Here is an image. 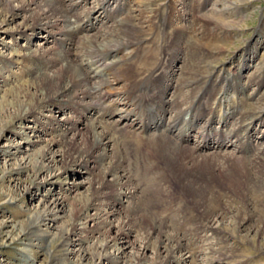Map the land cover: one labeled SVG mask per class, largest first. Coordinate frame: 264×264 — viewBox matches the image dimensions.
Masks as SVG:
<instances>
[{"label": "rangeland", "instance_id": "rangeland-1", "mask_svg": "<svg viewBox=\"0 0 264 264\" xmlns=\"http://www.w3.org/2000/svg\"><path fill=\"white\" fill-rule=\"evenodd\" d=\"M110 2L113 11L117 10L119 13L113 15L115 18L113 16L111 19L102 20L101 18L97 22V27L100 26L102 32L110 31V34H107L106 38L100 39L96 36L95 30H89L78 33V39L73 38V41L77 42L76 45L79 44V48L82 46V48L89 49L90 42L85 44L82 40L84 35H80L86 33L91 37L96 36L98 41L103 42L101 49L104 52L107 50L106 47L115 46V49H120L117 55L123 58L121 63L113 64L114 67L117 66V69L111 67L112 71L115 70V77L109 76V80L115 89L132 90V98L137 103V112L140 114L139 116L144 117V121L151 120L154 114L158 116L159 113L164 114L165 121L172 120L171 113L160 109V98L165 101L169 100L164 103V108L172 110L174 119L175 111L177 112L179 109L183 111L195 109V105L190 106L195 95H200L203 104H212L215 98L219 97L222 86L227 90L226 92H229L230 97L227 95L226 102L222 100L221 109L220 106L216 107L214 127L220 128L219 115L228 111L226 103L236 100V96H242L241 99L239 98L240 100L238 99L239 101L231 105L235 108L238 107L237 111L244 112L252 103L253 108L257 109L254 115L263 110L264 0H125V2L117 0L118 7L115 1L111 0ZM92 3L94 0H89L88 4L79 6L77 11L83 16L86 7ZM129 9L132 10L133 16H129L128 12H125ZM63 11L61 9V14L55 15L59 23L53 28L55 36L39 31L27 38V36L19 37L13 34V30H6L22 26L25 22L24 16L29 14L28 12L19 15L14 23L0 28V107L5 104L4 99L9 98L13 89H16L20 84L27 85L30 80L24 69L26 65L25 53L31 52L32 48H39V56H44L45 58L42 59L47 62L51 61V65H53L51 70L60 68L61 62H53L58 57L56 56L58 52L63 55L60 58H67L63 52L61 39L69 38L70 35L58 34V31L65 25L60 20L61 15L64 14ZM126 23L131 29L125 26ZM54 37L59 40L53 41ZM113 37L114 39H112ZM103 51L98 53L92 51L91 54H97L99 58H104ZM243 57L246 58L244 69L239 68ZM196 64L203 69L199 66L196 67ZM215 64H223V66L219 65L216 68ZM125 65L126 70L124 69ZM222 67H225L226 70L220 71ZM237 68L238 71L242 70L239 73V80L235 83V77H231L230 73L227 74L225 71H237ZM191 70H194L193 74ZM225 75H228V79L224 82ZM120 78L124 80L121 81ZM94 81L83 80L73 86V90L75 88L76 90L72 93L77 92L78 97H81L85 92L84 95L87 96L83 99L73 98L69 107L62 108L60 111L46 112L56 118L69 117V126L73 125L71 128L73 130H70L66 140L51 147V152H47L42 160V165L38 162L41 159L38 154L44 147V143L39 139L50 138L53 135L51 132L54 126H51L47 121L43 123L39 128L40 130L44 129L42 130L44 136L38 137V133L34 134L31 131L32 126L33 128L38 126L33 123V117L6 125L0 115V264H158L163 259L165 260L164 254L155 259V249L159 246L157 233L150 234L145 240V232L139 228V225L145 224L142 222L130 228L131 245L124 248V253L114 257L113 254L118 253H115L114 247L109 246L110 243L101 248L100 245L103 241L110 240L111 237L117 235L114 232L115 229L111 230V233H106L105 227H101L104 225V221H101L100 218L87 223V225L93 226L91 231L81 229L84 221L78 218L80 212L77 210L92 195L94 186L100 188L97 200L99 215L102 214L99 208L101 206L103 208L106 204L104 203L107 201L105 198L108 199L113 194L107 185L103 187L99 184L98 161L94 157L91 158L88 167L69 164L63 172L61 162L51 161L52 158L59 160L56 155L61 150H70L68 146L73 138L76 139L77 145H81L82 138L87 135L88 125L83 119L85 116L90 117L94 111H90V108L88 111L81 110V105L73 103L77 102L78 104L79 101H82L83 104L98 103L95 96L96 86L93 85H97V83ZM163 82L165 85L168 83V86L163 88ZM243 87L245 88L242 89ZM234 89L236 90L235 94L232 93ZM257 90L259 91L256 92ZM173 94L175 97H172ZM247 95H254L252 96L254 98L250 99L248 96L247 99ZM235 108L231 107V111L236 110ZM0 114H3L2 110ZM182 116L180 114V118ZM117 121L118 116L116 115L105 119L103 128L106 130L110 128L112 131L114 129L112 136L115 135L112 137L113 143L110 148L113 147L112 155L114 157L122 159L121 166L124 169V172L119 170L118 174L127 173V178L131 182L129 187L125 186L120 189L130 192L131 196L129 198L122 197L123 202L121 201L118 206L120 214L116 218H112L113 224H118L128 212L131 213L128 217L132 223V204L136 202L140 206L136 209L135 218L146 215L147 222L161 229L164 236L169 235L170 238L179 237L181 239L180 242L184 247L181 249L182 252L179 251L180 253L175 254V256L177 255L176 260H178L175 264H264V188L244 185L242 191L232 188L222 191L219 190L220 187H211L191 197L187 195L185 189H182L178 176L175 174L176 168L171 165L168 159L176 156L182 158L183 161L190 160L187 157V153L189 155L190 152L188 147L199 140L197 136L199 134L195 132L196 129L192 130L194 136L187 143V149L183 151L178 152L176 144L167 143L168 146L164 145L161 149L160 147L151 148L153 153H147L145 146L142 148V145L138 144V140L142 141V139L139 138L133 127L121 126V124L115 128L112 127L116 125ZM234 121L236 120H233L231 125L235 124ZM49 131L51 132L49 133ZM174 132H177V129ZM28 138L31 143L26 141ZM250 139L253 143L251 146H247L246 153L249 151L248 154H253L258 149L255 155L253 154L256 158L253 156L252 159L257 161L259 158H264V123L257 126L256 132ZM166 148L170 154H168L166 162H161L166 157L161 158L156 153L157 157L154 150L166 151ZM170 148L172 150L174 148L175 155L170 151ZM234 151L230 145L225 149H219L217 153L214 149L203 146L199 155L208 154L215 157L217 155L219 156L216 157L217 162L220 165L223 163L222 165L225 166L226 163L222 160L221 155L224 157L230 154L237 156L239 153ZM85 154L87 155V153ZM239 155L241 156V154ZM248 162L255 166L252 168L256 171L262 169L261 164L264 165V159L258 163L261 167L256 166L254 162ZM149 167H152V171ZM69 168L72 169L67 171ZM144 168H147L146 171ZM168 171H170L169 174ZM262 171L264 172V168ZM161 175H164V178ZM207 182V185H212L211 182ZM235 192L241 193L236 194ZM61 193L63 198L56 200ZM214 196H216V200L213 199ZM92 212L94 213V210L89 208L88 213ZM214 213L217 217L213 219ZM98 225H100L99 228ZM101 232L102 234H100ZM143 241L145 243L147 241L145 249H143L145 245ZM121 245L122 242L118 244V247L120 248ZM97 247L99 248L97 249Z\"/></svg>", "mask_w": 264, "mask_h": 264}, {"label": "bare ground", "instance_id": "bare-ground-1", "mask_svg": "<svg viewBox=\"0 0 264 264\" xmlns=\"http://www.w3.org/2000/svg\"><path fill=\"white\" fill-rule=\"evenodd\" d=\"M110 1L111 0H94V3L89 4V6L86 7V9L84 11L85 13L82 16V14L77 11V9L79 6H83L85 4H88L89 0H0V28H2L4 25L14 23L19 15L24 14L25 12H28L29 14L24 16L25 22L23 23L22 26H15V27H12L11 29H6V30H13V34L18 35L19 37L27 36V38L29 36L31 37L32 35H35L39 31H40V33L41 32H45V33L47 32L51 36H55L53 28H55V26L57 24H59L57 19L55 18V15L60 13L61 9H63L64 14L61 15L60 20L65 25H63L64 26L63 29L61 28V30L58 31V34H61V35L65 34L68 36L70 35L69 38H66V39L62 36L64 38L63 40L60 38L62 48H64L63 52L65 55H67V58H64V57L60 58V56H63V55H61V53H59V52L56 54V56H58V57L55 58L53 60V62L54 63H56V62L60 63L61 62V65L59 64L60 68L54 69L55 71L50 69L53 66V65H51V61L47 62L46 60L42 59V58H45L44 56H39V48H37V49L32 48L31 52L25 53L26 54V62H25L26 65H25L24 69L26 71V76L28 78H30V80L27 83L26 82L27 80L25 79L26 80L25 82L27 83V85H22V84L18 85L16 87V89L12 90V94H9V98L4 99L5 104L2 107H0V111L2 110L3 114H0V115L5 120L4 123L6 125H8L10 123L12 125L15 121L16 122L25 121V120H27L28 117H33V123L35 125H38V126H37V128H36V126H34V128L32 126L31 131L34 134L38 133V135H37L38 137L40 135L44 136V132H42V130H44V129L40 130V128H39L40 126L42 127L43 123H45L47 121L50 123L51 126H54V127H52V132L49 131V133L50 132L53 133V135L51 137L49 136L50 138H48L47 140H43L41 138L39 139L44 143V147L41 149L40 154H38L41 157V159L38 160V162H39V164H41L42 160L45 157V155L47 154V152L48 153L51 152V147L53 145L60 144L61 143L60 141L63 142L64 140H66L68 138L67 136H69V134H70L69 132H70L71 128L73 127V125L69 126V119H68L69 117L65 116L64 118H56L52 114L46 113V112H52L53 110H59L60 111V110H62V108L64 109L65 107H69V105L72 104L70 101H72L73 98H79V100L83 99L85 96H87V95H84L85 92H83L81 90L83 92L82 96L80 94L81 97H78L77 92L72 93V91L76 90V88H75V90H73V86L78 85L83 80H86V81L95 80L96 82L95 81L94 82L97 83V85H95V84H93V85L96 86L95 96H96V100L98 101V103L96 102L97 104L96 103L83 104V103H81L82 101L81 102L79 101L78 104H77V102L73 103L76 105H81V107H80L81 110L83 109L85 111H88V109L90 108V111H94L93 113L87 112V113L92 114L90 117L83 115V116H85L84 117L85 119H83V120L88 125L87 135H85L82 138V140L80 142L81 145L80 144L77 145L76 139L73 138V140H71V143L68 146V147H70L69 149L71 151L70 150L65 151L63 149L59 152L58 155H56V157H58L59 160L54 159V158L51 159L52 162L53 161L54 162L59 161L62 163L61 168H62V172H63L64 170H66V166H68L69 164L70 165H76L77 167H79V166L88 167V163L91 161V158L94 157L95 160L98 161L97 166L99 167V175H100L99 184H101L103 187H105L107 185V187L110 188V192L111 191L113 192V194L110 195L108 199L105 198V200H107V201L104 202V203H106L104 205V207L101 208L102 206L101 207L99 206L100 207L99 209H101L100 211H102V214L99 215L97 212V209H98L97 208L98 207L97 200H98V195L100 193V188H97L95 186L93 187L94 192L92 193V195L88 199H86V202L84 204H82L81 208L77 209L78 212H80V215L78 218L82 219L84 221L80 228L84 229V230L89 229L91 231V228H93V226L91 225L92 226L91 227L90 225H87V223L88 222L91 223L94 219L100 218L101 221L102 220L104 221V225H103V223H101V225H103L101 227H105L106 233H111L112 232L111 230L115 229L114 232L117 233V235L111 237L110 240H105V242L103 241L101 243L100 247L104 248V247L108 246V244L110 243L109 246L114 247L115 253L116 252L118 253V254H113V253L112 254L114 255V257L115 256L117 257V255L124 253L125 247L131 245V243H130L131 242L130 241V231H129L130 228L132 226H134L135 224H139L141 222L145 223L143 225H139V228L143 232H145V236H144L145 240L148 239L146 237L150 236V234L157 233V240H158L159 246L155 249V255H156L155 259H157L161 254H164L165 260L163 259L161 261L162 264H164V263L165 264H175V262L178 261V260H176L177 255L175 256V254H177L179 251H181V249H183V247H184V245H182L180 242L181 239L179 237L178 238L176 237V239H173V238H170L169 235L164 236V233L161 229H159L156 226H154L153 224L147 222L146 215H144V216L138 215L139 217L135 218L137 215L136 209L140 206L139 203L135 202V204H132V223L128 217V215H131L130 212H128L126 215H124L122 217V219H120L118 224L115 225L111 222L112 218H114V217L116 218V216H118L120 214L118 206L121 204V201L123 202V198H129L131 196L130 192H127L126 190L121 191L120 188H123L125 186L129 187L131 182L127 178V175H126L127 173L118 174L119 170L124 172V169L121 166V160L122 159L120 160L118 157H114V155H112V153H113L112 148L113 147L112 148H110V147H111V143H113L112 137L115 134L112 136L114 129L112 131V130H110V128H108V130L103 128L105 119H109L110 117L116 115V116H118V121L115 123L116 125L112 126L113 128L117 127L118 124H121V126L125 125L127 127L128 126L133 127L134 131H137L139 138L142 139V141H143L142 142V141L138 140V144L142 145V148H143V146H145V151L147 153H149V152L153 153V151H151V148L154 149L155 147H157V148L160 147V149H161L164 145L168 146L167 143H174L173 145H175V144L177 145L176 150H178V152L183 151L184 149H187V147H188L187 143L190 140H192V136H194V135H192V133H194V132H192V130L196 129L195 132H197L199 134V135H197L199 137V140L198 141L196 140L197 141L196 143H193L192 146L189 145L190 147H188L191 153L189 152V155L187 153V157H189L190 160L189 161H183L182 158H179L176 156H174V158H172V159H168V160H170L171 165H174L176 168L175 174H176V176H178V181H179V184H181L182 189H185V191L187 192V195H190L192 197L195 194L201 193V192L205 191L207 188H211V187L212 188L213 187L214 188L220 187L219 190H222V191H223V189H225L227 191V189H231V188L233 190L237 189V190L242 191V189L244 188L243 187L244 185H248V186L252 185V186H258V187L264 188V172L262 171L264 168V165L261 164L262 169L260 168L259 171H256L252 168L255 166L250 165L248 162V161H250L252 163L254 162V164L257 166L259 161H261L264 158H262V159L257 158L258 159L257 161H256V159H252V157L255 155V153L257 152L258 149H256L255 151L253 150L254 155L251 153L248 154L249 151H248V153H246L247 146H249V145L251 146L253 143L250 138L254 134V132H256L257 126L259 124L264 123V108H263V110L258 112L257 115H256V113L254 115V112H256L257 109L253 108V103H252L251 105H249V107L247 106L248 109L245 110V108H244V110H245L244 112L243 111L239 112V111H237L238 107L235 108V107L231 106L232 104H235L237 101H239L242 97V96H240V97L236 96V100H233V102H227L226 103V106L228 105V107H227L228 111L225 114L223 113V114L219 115L220 119H218L219 120L218 123H220V121H221L220 128H217L216 126L214 127L213 123H214V116H215L214 114L216 111V107L220 106V109H221L222 103H223L222 100L226 102L227 101V95L229 94V92H226L227 90L224 89V86H222V88H221L222 91H220L219 97L218 98L216 97L212 104H203L201 102L200 95H195L194 100L191 101V104H190V106L192 104L195 105V109H192V110L186 109L185 111L179 109L177 112L175 111L174 119H173L172 110L171 109L167 110L166 109L167 107L164 108V103L168 102L169 100L165 101L164 99L160 98V107H161L160 109L164 112L167 111V113L168 112L171 113V116L170 115L169 116L172 120L165 121L164 114L159 113V114H157L158 116H156L154 114L155 116L153 115L151 120L144 121L143 120L144 117L139 116L140 114L137 112V103H136L135 99L132 98V90L115 89L112 87V84L109 80V76L111 77V76H114V74H115V70L112 71V69L117 67V66L114 67L113 64L120 62L123 58V57H120L117 55L120 52V49L119 48L115 49V46L114 47H106L107 50L104 52L101 49L103 42L101 43L100 41H98L97 37H96V36H98L100 39H102V38H106L107 34H110L109 33L110 31L102 32L101 27L100 26L97 27L98 20H100L101 18H102V20L103 19L104 20L105 19H111V17L114 14L117 15L119 13V12H117L116 9H115L116 10L115 12L113 11V8L110 7V5H111ZM113 1H115L116 6L118 7L119 2H117V0H113ZM124 2H125V0H124ZM125 12H128L129 16L132 15L131 9H129L128 11H125ZM125 14H123V15H125ZM61 21H60V23H61ZM111 21H114V20H111ZM129 23H131V22H129ZM208 25H210V24H208ZM125 26H127V23ZM127 27H128V29H131V28H129V26H127ZM115 28H117V27H115ZM89 30H95V32L97 33V34L95 33L96 36L91 37L86 33L80 34V35H84L83 36L84 38L82 40L85 44L87 42H90V48L89 49L86 47L82 48V46H81V48H79V44L76 45L77 42L73 41V38H77L78 33H82L84 31L86 32ZM140 30L142 31V29H140ZM126 32H128V31H126ZM124 33H125V31H124ZM112 34H114V33H112ZM210 34H211V32H210ZM114 37L112 39H114ZM139 37H140V35H139ZM112 39H111V41H112ZM136 39H137V36H136ZM54 40L56 41L59 39H56V37H54L53 41ZM131 47H132V45H131ZM208 47H211V46H208ZM79 49H81V50H79ZM92 51H93V53H98L99 51H103L104 52V54H103L104 58L103 57L99 58L97 54H95V55L91 54ZM212 52H213V50H212ZM42 54H43V52H42ZM42 54H40V55H42ZM44 54H45V52H44ZM52 55L54 56L53 53H52ZM207 55H209V54H207ZM109 58H111V59H109ZM203 58H205V57H203ZM197 59H200V58H197ZM245 59H246L245 57L242 58V60L239 63V65H240L239 68L244 67V63L246 62ZM125 60L126 59H124V62H126ZM63 61H65V62H63ZM119 65L121 66V64H118V66ZM122 65H123V63H122ZM219 65L223 66V64H219ZM219 65H216L215 67L217 68V66H219ZM112 66H113V68L111 69ZM197 66H199V65L196 64V67ZM121 67H123V66H121ZM130 67H131V65H130ZM199 68H201V67L199 66ZM110 69H111V71H110ZM124 69L125 70L127 69L126 65H125ZM201 69H203V68H201ZM201 69H200V71H201ZM204 70L206 71V69H204ZM222 70H226V68L222 67L220 69V71H222ZM193 71L191 70L192 74H193ZM235 71L236 70H233L231 72V70H230V71H225V72L227 74L230 73L231 77L234 76L235 77L234 82L237 83V80H239V73H240L241 69L238 71V68H237V71H236L237 73ZM122 73H123V71H122ZM206 73H208V72H206ZM116 75H117V73H116ZM227 76L228 75L224 76L225 77V79H223L224 82H225V80L228 79ZM221 77H222V74H221ZM116 79H118V78H116ZM120 80H121V78H120ZM123 80H121V81H123ZM216 80H217V78H216ZM125 82H127V81L125 80ZM86 84H87V86H89L88 83H86ZM199 85H201V84H199ZM87 86H86V88H87ZM165 86H168V83H166V85H165V83L163 82V88ZM80 87H81V85H80ZM199 88L201 89V87H199ZM244 88L245 87H243L242 89H244ZM258 91L259 90H257L256 92H258ZM235 92H236V90L234 89V92H232V93L235 94ZM71 93H72V96H70ZM91 96H93V95H91ZM228 96L230 97V95H228ZM248 96L249 95H247V99H248ZM252 96H254V95H252ZM252 96H249L250 99L254 98ZM257 96H258V93H257ZM172 97H175V95ZM92 98H94V96ZM96 100H94V101H96ZM219 103H221V104L219 105ZM231 107L235 108L236 110L231 111ZM78 108H79V106H78ZM178 108H182V107H178ZM183 113H184V115L182 116ZM180 114L182 116L181 118H180ZM92 116H94V117H92ZM80 119H78V120H80ZM231 119L236 120V121H234L235 124L233 123L234 125H231V123L233 121V120L230 121ZM246 121H248V122L246 123ZM66 123H68V124L66 125ZM111 123L114 124V122H111ZM74 124H75V122H74ZM63 125H65L67 127H65V126L62 127ZM75 126H76V124H75ZM28 127H31V126H28ZM109 127H111V126H109ZM175 129H177V132H174ZM74 130H76V128H74ZM23 133H24V131L22 132V134ZM19 135H21V134H19ZM133 137H134V135H133ZM139 138H137V139H139ZM145 138H147L146 141H145ZM26 141L31 143V140L29 138L26 139ZM235 141H237L236 144H235ZM115 142H116V140H115ZM228 145H230L233 148V151L235 150L236 152L241 154V156L239 154L237 156L236 155L233 156L230 153H229L230 155L227 157H224L223 155H221L222 160L224 161V163H226L225 166L222 165L223 163L220 165L217 162L216 157H219L217 155H216V157L213 155L209 156L208 154H204L202 156L199 155L200 154L199 151L202 150L203 146L210 147V148L215 150V153H217L219 151V149H221V148L225 149V147H227ZM260 145H261V143H260ZM113 146H114V144H113ZM135 146L138 147V145H135ZM171 146H172V144H171ZM160 149H155L154 154L157 153L159 155V157H161V158L166 157V159L161 161V162H166V160L168 158V154H170V152L168 153L167 148H166V151L165 150L163 151ZM261 149H259V152H261ZM115 150H117V149H115ZM173 150H174V148H173ZM173 150L171 149L170 151L173 153L174 152ZM73 153H75V154H73ZM85 153H87V155ZM116 153H119V152L116 151ZM136 154H137V152H136ZM157 154H156V156H157ZM177 154H179V153H177ZM183 154H185V153H183ZM202 154H203V152H202ZM209 154H211V153H209ZM262 154H263V152H262ZM119 155H120V153H119ZM134 156H135V154H134ZM113 158H115V159H113ZM184 158L186 159V157H184ZM152 159H154V158H152ZM158 160L160 161V158H158ZM163 164H161V165H163ZM35 165H37V164H35ZM166 165H168V164H166ZM166 165H165V168H166ZM159 166H157V168ZM258 166H260V164ZM169 167H170V165H169ZM70 169H72V168H69L67 171H69ZM144 169H145L144 171H146L147 168H144ZM255 169H257V168H255ZM151 171H152V169H151ZM170 171H168V174ZM137 173H135V174H137ZM157 173L159 174V172H157ZM155 176H157V175H155ZM161 176L163 177L164 175H161ZM174 178H175V176H174ZM140 181H142V180H140ZM207 181L211 182L212 185H209V184L207 185L206 184ZM195 185H198V186L196 187ZM109 188H108V190H109ZM178 188L180 189L181 187H178ZM238 193L240 194L241 192H237L236 194H238ZM179 194H178V196H179ZM182 195H184V194H182ZM62 198H63V194L61 193L56 198V200H59V199L61 200ZM213 199L216 200L217 199L216 196H214ZM100 204H101V202H100ZM219 205H220V203H219ZM89 208L94 210V213L93 212L88 213ZM140 213H142V212H140ZM216 217L217 216L214 213L213 219ZM99 226L100 225H98V228H99ZM125 226H127V227L124 229ZM140 229H138V230H140ZM105 230H103V231H105ZM106 233L104 235H106ZM100 234H102V232ZM108 237H110V236H108ZM120 240H123V241H120ZM121 242H122V245L119 248L118 244H120ZM146 244H147V241H146L143 249L146 248ZM142 247H143V245H142ZM98 248L99 247H97V249ZM100 257H102V256H100ZM105 257H104V259H105ZM179 259H181V258H179ZM116 261H118V260H116ZM161 263H158V264H161Z\"/></svg>", "mask_w": 264, "mask_h": 264}]
</instances>
